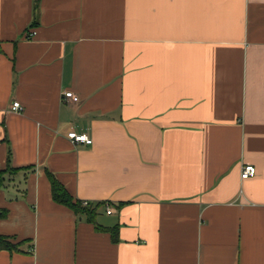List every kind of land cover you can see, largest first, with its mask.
I'll list each match as a JSON object with an SVG mask.
<instances>
[{
  "label": "crops",
  "instance_id": "obj_1",
  "mask_svg": "<svg viewBox=\"0 0 264 264\" xmlns=\"http://www.w3.org/2000/svg\"><path fill=\"white\" fill-rule=\"evenodd\" d=\"M0 118V264H264V0H0Z\"/></svg>",
  "mask_w": 264,
  "mask_h": 264
},
{
  "label": "trees",
  "instance_id": "obj_2",
  "mask_svg": "<svg viewBox=\"0 0 264 264\" xmlns=\"http://www.w3.org/2000/svg\"><path fill=\"white\" fill-rule=\"evenodd\" d=\"M19 168H12L7 167L6 169H0V189L4 186L5 183V176L8 173H15L18 171ZM48 177L51 182V190H52V196L53 199L62 205H65L71 209H73L76 213H86L88 215V220L90 222L95 223V210L91 209L88 206H84L82 202L78 200H74V198L69 194V192L66 190V188L63 186L62 183L52 174L51 172H48ZM123 204V202L120 203V205ZM5 215V211H0V217ZM96 228L102 230V226L96 224ZM112 238L113 240H118V234L117 231H112ZM1 249H7L9 251H21L20 244H15L8 240L6 237L0 235V250Z\"/></svg>",
  "mask_w": 264,
  "mask_h": 264
},
{
  "label": "built area",
  "instance_id": "obj_3",
  "mask_svg": "<svg viewBox=\"0 0 264 264\" xmlns=\"http://www.w3.org/2000/svg\"><path fill=\"white\" fill-rule=\"evenodd\" d=\"M35 33L36 32H34V31H30L27 33V37L32 38L35 35ZM64 98H67L74 103H78L80 101L79 96L70 90H66L64 92ZM21 109H22V106H21L20 102H18V101H14L11 105V108H10V110L13 112H18ZM0 123H2L1 118H0ZM68 137L73 142H76V143L83 142V143L91 144L93 142V140L91 138H89V136L85 133L78 134V133L72 131V132L68 133ZM255 173H256L255 166H252V165L244 166L242 169V178H248L250 176H253ZM82 204L84 206H88L89 202L87 200H84V201H82ZM107 213L108 214L112 213V209L110 207L108 208Z\"/></svg>",
  "mask_w": 264,
  "mask_h": 264
}]
</instances>
